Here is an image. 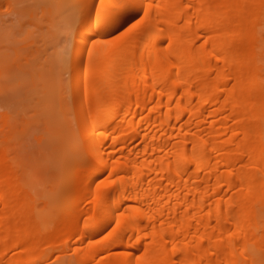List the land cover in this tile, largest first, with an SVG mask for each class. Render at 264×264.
<instances>
[{
  "label": "bare ground",
  "instance_id": "obj_1",
  "mask_svg": "<svg viewBox=\"0 0 264 264\" xmlns=\"http://www.w3.org/2000/svg\"><path fill=\"white\" fill-rule=\"evenodd\" d=\"M67 4L58 100L86 154L47 211L7 133L42 69L1 49L0 264H264V0Z\"/></svg>",
  "mask_w": 264,
  "mask_h": 264
},
{
  "label": "rangeland",
  "instance_id": "obj_2",
  "mask_svg": "<svg viewBox=\"0 0 264 264\" xmlns=\"http://www.w3.org/2000/svg\"><path fill=\"white\" fill-rule=\"evenodd\" d=\"M68 4L67 0H0V50L15 52V63L21 68L30 66L37 57L42 69L33 80L21 74V81L14 85V104L7 108L12 117L7 133L12 152L34 162L31 170L22 168L20 175L32 185L37 198L45 195L52 199L47 211L68 202L67 195L64 199L60 196L58 202L56 199L66 189L74 170L71 164L86 154L73 113L64 115L60 110L59 86L70 82V75L53 60L57 43L69 39L67 32L73 29L66 24L72 13ZM117 35L115 32L109 37ZM261 56L264 75V52ZM259 212L264 221V204ZM50 261L54 262L52 258Z\"/></svg>",
  "mask_w": 264,
  "mask_h": 264
}]
</instances>
